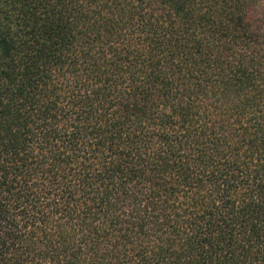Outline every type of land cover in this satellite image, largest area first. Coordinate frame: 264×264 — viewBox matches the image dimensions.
I'll return each mask as SVG.
<instances>
[{
    "label": "trees",
    "instance_id": "1",
    "mask_svg": "<svg viewBox=\"0 0 264 264\" xmlns=\"http://www.w3.org/2000/svg\"><path fill=\"white\" fill-rule=\"evenodd\" d=\"M260 0H0V264H264Z\"/></svg>",
    "mask_w": 264,
    "mask_h": 264
},
{
    "label": "rangeland",
    "instance_id": "2",
    "mask_svg": "<svg viewBox=\"0 0 264 264\" xmlns=\"http://www.w3.org/2000/svg\"><path fill=\"white\" fill-rule=\"evenodd\" d=\"M258 13H263V9H264V0H260L259 4H258Z\"/></svg>",
    "mask_w": 264,
    "mask_h": 264
}]
</instances>
